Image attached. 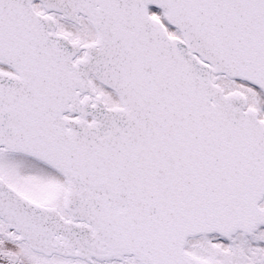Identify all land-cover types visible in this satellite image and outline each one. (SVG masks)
I'll return each instance as SVG.
<instances>
[{
	"label": "snow or ice",
	"instance_id": "snow-or-ice-1",
	"mask_svg": "<svg viewBox=\"0 0 264 264\" xmlns=\"http://www.w3.org/2000/svg\"><path fill=\"white\" fill-rule=\"evenodd\" d=\"M0 264H264V0H0Z\"/></svg>",
	"mask_w": 264,
	"mask_h": 264
}]
</instances>
